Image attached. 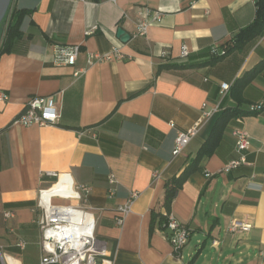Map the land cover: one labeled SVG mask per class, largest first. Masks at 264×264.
Segmentation results:
<instances>
[{
  "label": "crops",
  "instance_id": "0c3cea01",
  "mask_svg": "<svg viewBox=\"0 0 264 264\" xmlns=\"http://www.w3.org/2000/svg\"><path fill=\"white\" fill-rule=\"evenodd\" d=\"M256 1H12L13 9L28 14L22 38L0 57V94L7 97L0 104V246L11 263L41 264L37 205L40 191L57 182L49 172L90 188L86 205L115 264L263 262L264 110L242 123L232 120L213 155L201 161L174 200L171 214L190 230L188 245L176 254L170 232L159 221L152 224L153 211L166 212L161 207L166 183L198 156L221 114L236 107L248 111L264 100V71L244 89L241 104L233 96L236 81L264 61V34L217 63L211 57L213 48L221 51L253 23ZM146 10L163 17L147 37L135 39ZM119 29L130 36L127 43ZM77 45L81 54L74 66L57 61V48ZM184 46L187 58L181 57ZM113 48L125 59L89 65L90 55ZM224 83L231 85L225 96ZM57 94L59 125L15 123L31 98ZM204 104L217 112L175 157L176 138L200 121ZM243 128L252 138L248 164L222 172L240 158L233 133ZM112 175L116 186L109 182ZM134 193L138 198L120 228L117 207ZM234 221L251 230L230 232Z\"/></svg>",
  "mask_w": 264,
  "mask_h": 264
},
{
  "label": "built area",
  "instance_id": "2783aa9c",
  "mask_svg": "<svg viewBox=\"0 0 264 264\" xmlns=\"http://www.w3.org/2000/svg\"><path fill=\"white\" fill-rule=\"evenodd\" d=\"M87 1V0H80ZM163 13L159 11L146 10L140 13V18L136 23L135 39L145 38L148 35L150 26L154 22H159ZM81 54L80 46H68L57 48V61L61 64L74 66ZM226 54L224 48L220 51L217 48L211 50L212 59L222 58ZM189 50L186 46L181 49V57L187 58ZM125 56L118 48L105 55H90L89 65L95 62H109L114 60H124ZM79 72L76 73V76ZM231 89V85L221 84V94L225 96ZM57 95L46 97H33L25 105L24 110L18 116L15 123L24 127L32 126H57L62 118V110L57 101ZM7 100L4 94H0V104ZM215 109H207V104L202 107V116L200 121L186 132H180L175 141L173 155L179 156L184 152L188 144L198 134L201 123L211 119L217 112ZM264 110V100L260 103L252 104L249 107L251 114H258ZM238 121L242 123L243 117ZM236 141V151L240 154L238 160H234L226 165L222 172L228 173L242 165H247V153L251 148V135L246 129H237L233 133ZM50 177L57 178V182L50 188L41 190L38 198V209L41 211L39 226L41 231V264H115V259L108 251L106 241L100 239L97 235V219L90 208L87 207V199L90 195V188L87 186L75 187L72 179L68 175H59L47 173ZM211 174H207L210 177ZM64 180L62 181V179ZM109 182L116 186L118 181L115 176H110ZM60 185L65 189L63 193H50L55 186ZM73 190L69 194L67 190ZM115 189L110 191L114 194ZM138 194H132L131 198L117 207L118 215L116 224L122 228L125 225L127 217L132 212V207ZM76 203V204H73ZM10 217V214H6ZM170 232L168 237L175 253H179L188 245L191 237L190 230L182 225L172 214L167 216L165 225ZM251 226L241 222L234 221L230 227V232H249ZM21 247L25 245L20 244ZM10 257L6 256L0 246V264H13ZM261 264H264V260Z\"/></svg>",
  "mask_w": 264,
  "mask_h": 264
},
{
  "label": "trees",
  "instance_id": "16d2710c",
  "mask_svg": "<svg viewBox=\"0 0 264 264\" xmlns=\"http://www.w3.org/2000/svg\"><path fill=\"white\" fill-rule=\"evenodd\" d=\"M257 13L255 20L248 27L243 29L238 35H236L230 43L226 44L223 48L226 54L222 58L213 59L212 63H217L221 59H224L232 53L241 50L246 44L261 37L264 34V0H257ZM28 14L27 11L13 9L11 6L3 20V42L0 48V57L3 54L10 53L16 41L22 38V23L25 16ZM1 24V26H2ZM181 66H162L161 70L164 69H180ZM264 71V61L259 63L254 69L246 73L241 79L237 80L233 86V96L235 100L241 104L242 94L244 89L249 86L254 79ZM247 115H253L249 111H243L239 107L225 110L221 117L218 119L210 138L204 143L200 149L198 156L191 162L184 173L180 177H174L166 183L164 198L161 207L165 209V214L161 212H152V224L155 225L159 221V226L163 231H167L165 225L167 224V216L172 212V205L178 193L182 189L183 185L187 181L188 177L200 171V163L205 157H211L218 147L223 133L226 130L228 124L238 118L245 117Z\"/></svg>",
  "mask_w": 264,
  "mask_h": 264
},
{
  "label": "water",
  "instance_id": "95a60500",
  "mask_svg": "<svg viewBox=\"0 0 264 264\" xmlns=\"http://www.w3.org/2000/svg\"><path fill=\"white\" fill-rule=\"evenodd\" d=\"M12 1L13 0H0V27L12 4ZM118 37H120L124 43H127L130 40V36L122 29L118 30Z\"/></svg>",
  "mask_w": 264,
  "mask_h": 264
},
{
  "label": "bare ground",
  "instance_id": "6f19581e",
  "mask_svg": "<svg viewBox=\"0 0 264 264\" xmlns=\"http://www.w3.org/2000/svg\"><path fill=\"white\" fill-rule=\"evenodd\" d=\"M66 194H69L71 192H74L73 190L69 189L67 190ZM65 192V189H62L61 186H55L50 193H47L48 195L51 193H63Z\"/></svg>",
  "mask_w": 264,
  "mask_h": 264
},
{
  "label": "rangeland",
  "instance_id": "374dc122",
  "mask_svg": "<svg viewBox=\"0 0 264 264\" xmlns=\"http://www.w3.org/2000/svg\"><path fill=\"white\" fill-rule=\"evenodd\" d=\"M3 30H4V25L2 24V26L0 27V48L3 42Z\"/></svg>",
  "mask_w": 264,
  "mask_h": 264
}]
</instances>
